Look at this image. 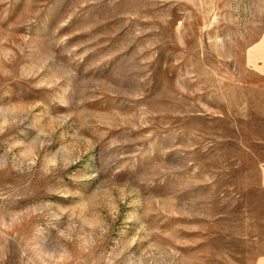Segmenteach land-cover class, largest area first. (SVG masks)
Here are the masks:
<instances>
[{
  "label": "rangeland",
  "instance_id": "1",
  "mask_svg": "<svg viewBox=\"0 0 264 264\" xmlns=\"http://www.w3.org/2000/svg\"><path fill=\"white\" fill-rule=\"evenodd\" d=\"M0 264H264V0H0Z\"/></svg>",
  "mask_w": 264,
  "mask_h": 264
}]
</instances>
